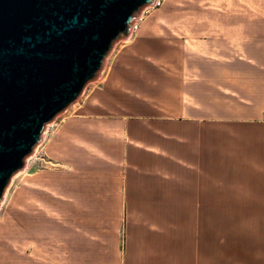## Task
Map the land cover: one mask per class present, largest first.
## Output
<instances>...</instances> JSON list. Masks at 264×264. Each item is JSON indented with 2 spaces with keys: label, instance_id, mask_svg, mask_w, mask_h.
<instances>
[{
  "label": "crops",
  "instance_id": "crops-1",
  "mask_svg": "<svg viewBox=\"0 0 264 264\" xmlns=\"http://www.w3.org/2000/svg\"><path fill=\"white\" fill-rule=\"evenodd\" d=\"M178 23L122 41L48 141L57 185L41 190L59 239L92 247L82 264H264L258 228L211 226L264 219V20L230 53L180 50Z\"/></svg>",
  "mask_w": 264,
  "mask_h": 264
},
{
  "label": "water",
  "instance_id": "water-1",
  "mask_svg": "<svg viewBox=\"0 0 264 264\" xmlns=\"http://www.w3.org/2000/svg\"><path fill=\"white\" fill-rule=\"evenodd\" d=\"M154 0H0V203L45 127Z\"/></svg>",
  "mask_w": 264,
  "mask_h": 264
},
{
  "label": "rangeland",
  "instance_id": "rangeland-1",
  "mask_svg": "<svg viewBox=\"0 0 264 264\" xmlns=\"http://www.w3.org/2000/svg\"><path fill=\"white\" fill-rule=\"evenodd\" d=\"M148 19L183 21L178 23L181 26L179 32L184 35L178 37L180 50L230 53L235 50L238 39L248 40L252 29H260L254 26V22L264 20V0H164L163 5L146 16L144 22ZM127 39L114 44L99 77L88 83L78 100L45 127L42 143L27 158L25 171H20L11 180L0 203V264H58L59 260L65 261L62 264H82L94 257L92 247L82 241L80 234L75 237L62 230L59 239L58 202L41 190L45 185L53 189L57 185L58 167L48 159L47 144L63 122L81 114V104L101 78L120 43ZM244 44L243 51L248 48ZM242 84H246L244 78ZM66 209L73 212L71 207ZM211 226L258 228L259 243L264 242V219L211 220Z\"/></svg>",
  "mask_w": 264,
  "mask_h": 264
},
{
  "label": "built area",
  "instance_id": "built-area-1",
  "mask_svg": "<svg viewBox=\"0 0 264 264\" xmlns=\"http://www.w3.org/2000/svg\"><path fill=\"white\" fill-rule=\"evenodd\" d=\"M163 3L164 0H154L153 5L147 6L141 10V13L135 19V24H132L130 27V37L134 36L140 30L146 16H148L152 11L159 9Z\"/></svg>",
  "mask_w": 264,
  "mask_h": 264
}]
</instances>
